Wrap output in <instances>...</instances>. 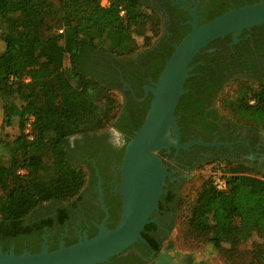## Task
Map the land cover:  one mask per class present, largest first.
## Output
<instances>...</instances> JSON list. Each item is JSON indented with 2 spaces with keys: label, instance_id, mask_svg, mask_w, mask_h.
Masks as SVG:
<instances>
[{
  "label": "trees",
  "instance_id": "trees-1",
  "mask_svg": "<svg viewBox=\"0 0 264 264\" xmlns=\"http://www.w3.org/2000/svg\"><path fill=\"white\" fill-rule=\"evenodd\" d=\"M108 1L102 7L100 0H0L2 125L16 123L19 131L0 140V221L17 223L42 203L79 196L87 174L69 155L72 136L111 126L126 134V145L143 123L144 115L133 125L129 116L118 117L111 97L115 87L98 70L107 59L122 61L139 50L149 52L150 36L161 32V17L142 0ZM172 52L173 47L155 52L157 76ZM202 69L194 67L185 89L200 90L193 83ZM238 82L234 97L224 104L238 123L264 129V84L251 90ZM223 177L225 191L216 190L210 178L203 183L188 229L219 251L224 245L235 251L256 236L260 241L252 244L248 264H264V173L236 168Z\"/></svg>",
  "mask_w": 264,
  "mask_h": 264
},
{
  "label": "flooded vegetation",
  "instance_id": "flooded-vegetation-1",
  "mask_svg": "<svg viewBox=\"0 0 264 264\" xmlns=\"http://www.w3.org/2000/svg\"><path fill=\"white\" fill-rule=\"evenodd\" d=\"M142 1L144 6L161 17L162 37L153 43L149 52L142 49L122 61L107 59L105 66L98 70L124 95L118 117L129 116L132 125L138 117H145L144 106L150 105L152 99L147 88L153 87L160 76H157L155 52L162 54L173 47L190 29L188 22L191 21L181 0ZM184 1L188 10L197 4L198 23L201 25L222 12L255 0ZM198 57L195 66L203 69L193 84L201 86L200 90L185 89L184 83L186 92L180 97L181 106L178 110L177 104L174 116L181 144L200 141L208 145L194 144L189 149L169 148L158 153L169 174L164 179L165 193L159 197L157 208L150 216L158 223L151 222L144 227L141 236L145 242L139 240L104 264H155L160 256L178 264H199L192 260L189 262L186 256H179L169 244L176 226L182 183L195 169L201 170L206 164L219 161L264 173V135L258 127L230 119L219 107L220 98L233 81L264 84V26L244 30L236 40L232 35L218 39ZM125 136L111 127L109 131L69 139L71 159L82 165L87 174L81 193L67 202L42 203L17 223L0 221V250L34 254L45 244L48 251H54L61 243L68 247L84 236L93 238L102 223L113 229L119 222L123 206L119 185ZM171 137L175 139L173 131Z\"/></svg>",
  "mask_w": 264,
  "mask_h": 264
},
{
  "label": "water",
  "instance_id": "water-1",
  "mask_svg": "<svg viewBox=\"0 0 264 264\" xmlns=\"http://www.w3.org/2000/svg\"><path fill=\"white\" fill-rule=\"evenodd\" d=\"M191 21L189 32L178 44L166 61L163 70L153 87L147 88L152 99L140 128L134 133L124 148L121 161L122 213L113 229L102 223L98 234L93 238L84 236L76 244L65 247L63 243L54 251H48L44 244L34 254L0 250V264H104L123 254L139 240L145 242L141 233L151 223L152 212L157 208L163 190L164 179L169 177L158 153L169 148L189 149L200 141L180 143V135L174 111L180 97L186 92L185 80L195 66L191 63L211 43L232 35L233 39L244 30L264 26V0L229 9L211 20L199 24L197 4L188 10L181 0ZM171 131L175 139L171 137ZM155 264H178L160 256Z\"/></svg>",
  "mask_w": 264,
  "mask_h": 264
},
{
  "label": "rangeland",
  "instance_id": "rangeland-1",
  "mask_svg": "<svg viewBox=\"0 0 264 264\" xmlns=\"http://www.w3.org/2000/svg\"><path fill=\"white\" fill-rule=\"evenodd\" d=\"M160 31V30H159ZM162 32L152 34L151 43H155L158 38L162 37ZM139 46L142 47V39L137 38ZM5 45L0 41V54L3 52ZM64 65L67 66V61H64ZM244 82V87L251 90H255L258 85L252 82ZM238 81H233L228 87L226 92L222 95L219 100V107L221 111L230 119L236 120L235 112L227 107L224 102L230 100L234 97V93L239 87ZM233 91V92H228ZM111 97L115 100L116 109L115 113L119 114L121 112L124 95L114 89L111 91ZM19 103V102H18ZM2 99L0 98V140H5L7 138H12L19 133L16 123L12 126L2 125ZM238 122V121H237ZM242 123V122H239ZM248 125L246 123H242ZM251 126V124H249ZM111 126H108L104 131H109ZM260 132L264 135V129L258 127ZM72 136L70 139L74 138ZM205 168L201 170L196 169L190 173V177L182 183L180 194H179V205L176 219V226L171 234V239L169 244L177 251L179 256H186L189 262L195 261L199 264H248L251 260L252 244L259 242L258 237L253 236L249 240L247 239L244 244L235 249V251H230L227 245H224V249L219 251L214 249L206 239L195 238L189 231L187 226V219L190 214V210L193 207L196 197L207 179H211L212 182L215 178L219 176L227 175L229 176L231 171L234 169H239L241 172L248 174V168L240 167L231 162H211L206 164ZM240 167V168H239Z\"/></svg>",
  "mask_w": 264,
  "mask_h": 264
},
{
  "label": "built area",
  "instance_id": "built-area-1",
  "mask_svg": "<svg viewBox=\"0 0 264 264\" xmlns=\"http://www.w3.org/2000/svg\"><path fill=\"white\" fill-rule=\"evenodd\" d=\"M108 4H109L108 0H100V5L102 7H106V6H108ZM121 14H122V12H121ZM31 122H32V118H30L28 123H27L26 132L29 130ZM212 185L218 191H225L226 187H227L225 177L219 176V177L215 178L214 181L212 182Z\"/></svg>",
  "mask_w": 264,
  "mask_h": 264
}]
</instances>
